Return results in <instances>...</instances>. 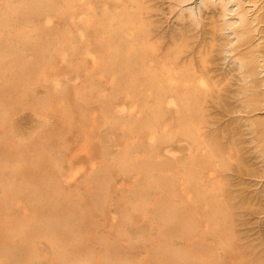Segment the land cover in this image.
Returning <instances> with one entry per match:
<instances>
[{
  "label": "bare ground",
  "instance_id": "bare-ground-1",
  "mask_svg": "<svg viewBox=\"0 0 264 264\" xmlns=\"http://www.w3.org/2000/svg\"><path fill=\"white\" fill-rule=\"evenodd\" d=\"M263 178L264 0H0V264H264Z\"/></svg>",
  "mask_w": 264,
  "mask_h": 264
},
{
  "label": "rangeland",
  "instance_id": "rangeland-1",
  "mask_svg": "<svg viewBox=\"0 0 264 264\" xmlns=\"http://www.w3.org/2000/svg\"><path fill=\"white\" fill-rule=\"evenodd\" d=\"M169 6V3H165L164 4V9L166 12V15L164 17L158 16L156 14H154V18L156 21L158 18H163V22H164V28H166L168 25L172 26L174 24H176V19L175 16L173 14H171L169 16L168 11H167V7ZM186 28L188 27L189 29H193L192 28V24H190V22H185ZM191 28H190V27ZM194 32V30H193ZM41 91H39V95H41ZM16 120L20 123V125L27 131V135H30L31 137H36L37 135H39L42 131L43 128L41 126V118L34 115L31 111H22L16 114L15 116ZM251 180L255 181V183L258 181V178H254L251 177ZM264 180V178H263ZM259 218H264V212L260 213ZM242 241H244V237H240V239L237 241L236 243V247H242L241 243Z\"/></svg>",
  "mask_w": 264,
  "mask_h": 264
}]
</instances>
